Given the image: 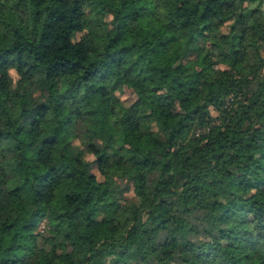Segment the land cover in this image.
Returning a JSON list of instances; mask_svg holds the SVG:
<instances>
[{"label":"trees","instance_id":"obj_1","mask_svg":"<svg viewBox=\"0 0 264 264\" xmlns=\"http://www.w3.org/2000/svg\"><path fill=\"white\" fill-rule=\"evenodd\" d=\"M262 48L264 0H0V264H264Z\"/></svg>","mask_w":264,"mask_h":264},{"label":"rangeland","instance_id":"obj_2","mask_svg":"<svg viewBox=\"0 0 264 264\" xmlns=\"http://www.w3.org/2000/svg\"><path fill=\"white\" fill-rule=\"evenodd\" d=\"M222 31L225 30V27L222 26ZM76 36L78 37L79 34H76ZM261 54L263 55V59H264V48H262L261 50ZM225 68L224 65L221 64H216L212 67V71L211 74L213 77H216L220 74V72ZM262 72H264V65L262 66L261 69ZM10 76L12 78H15V74L13 73V71H10ZM116 96L118 97L119 101L123 104V105H131V104H136V106L140 109H142L146 115H148V117L151 116V111L153 110V108L156 107V103L150 98L148 97V95H142V96H137L131 88L126 87V86H122L121 88H119L116 92H115ZM87 159H92L91 155H86ZM92 172L96 175V177L98 179H100V175L97 173L96 169L93 168ZM133 198V194L131 192L130 189H128L125 193H123L122 198L119 200V203H123L124 201H127L128 199H132ZM45 227V222L39 221L37 226H36V231L38 232H42V230Z\"/></svg>","mask_w":264,"mask_h":264}]
</instances>
